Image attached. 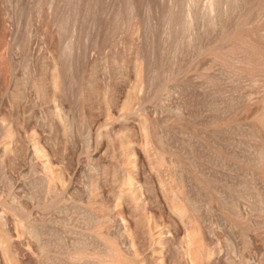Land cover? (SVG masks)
<instances>
[{
  "label": "rangeland",
  "instance_id": "374dc122",
  "mask_svg": "<svg viewBox=\"0 0 264 264\" xmlns=\"http://www.w3.org/2000/svg\"><path fill=\"white\" fill-rule=\"evenodd\" d=\"M0 264H264V0H0Z\"/></svg>",
  "mask_w": 264,
  "mask_h": 264
}]
</instances>
